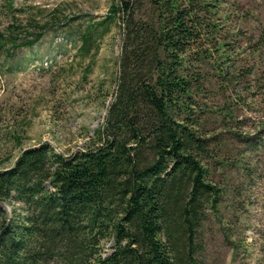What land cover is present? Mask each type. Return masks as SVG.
I'll use <instances>...</instances> for the list:
<instances>
[{
  "label": "trees",
  "instance_id": "1",
  "mask_svg": "<svg viewBox=\"0 0 264 264\" xmlns=\"http://www.w3.org/2000/svg\"><path fill=\"white\" fill-rule=\"evenodd\" d=\"M112 1L80 46L89 51L94 32L103 37L122 21L117 91L99 144L69 156L41 144L0 170V264H198L204 251L202 230L222 195L193 130L198 64L208 59L201 41L219 30L207 19L213 6ZM30 35L8 44L31 47L41 34Z\"/></svg>",
  "mask_w": 264,
  "mask_h": 264
},
{
  "label": "rangeland",
  "instance_id": "2",
  "mask_svg": "<svg viewBox=\"0 0 264 264\" xmlns=\"http://www.w3.org/2000/svg\"><path fill=\"white\" fill-rule=\"evenodd\" d=\"M197 1L213 6L207 19L219 30L201 41L208 59L198 64L193 130L206 141L205 164L222 195L196 260L264 264V0ZM112 3L0 0V170L41 144L63 156L99 144L117 91L122 21L103 37L94 32L89 51L80 46ZM32 33L41 35L31 47L8 44ZM12 207L3 205L7 214Z\"/></svg>",
  "mask_w": 264,
  "mask_h": 264
}]
</instances>
